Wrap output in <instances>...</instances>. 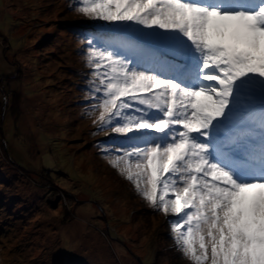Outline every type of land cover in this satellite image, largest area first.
<instances>
[{"label":"snow or ice","instance_id":"6c2138e0","mask_svg":"<svg viewBox=\"0 0 264 264\" xmlns=\"http://www.w3.org/2000/svg\"><path fill=\"white\" fill-rule=\"evenodd\" d=\"M72 6L103 154L190 264H264V0Z\"/></svg>","mask_w":264,"mask_h":264},{"label":"rangeland","instance_id":"374dc122","mask_svg":"<svg viewBox=\"0 0 264 264\" xmlns=\"http://www.w3.org/2000/svg\"><path fill=\"white\" fill-rule=\"evenodd\" d=\"M74 2L0 0V264H190L102 152Z\"/></svg>","mask_w":264,"mask_h":264},{"label":"trees","instance_id":"16d2710c","mask_svg":"<svg viewBox=\"0 0 264 264\" xmlns=\"http://www.w3.org/2000/svg\"><path fill=\"white\" fill-rule=\"evenodd\" d=\"M63 21H65V22H69L68 24H69V26L71 25L70 24V21H72V22H74V23H76V27H77V29L79 30V31H81V30H83V31H86L87 29H89V28H86V26H84V25H86L85 23H78V21L79 20H75V18H72V17H68V20H63ZM81 21V20H80ZM79 21V22H80ZM73 25V24H72ZM78 25V26H77ZM73 28L74 29H76L75 27H74V25H73ZM84 29H86V30H84ZM78 30H75V32L76 31H78ZM51 75V74H50ZM6 73L4 72V69L2 68V67H0V78H1V80H2V82H4L5 83V85L8 87V91H13L14 89L12 88L13 87V85L11 84L10 85V81H13L14 79H8V76H6ZM51 77H53V76H51ZM55 77V76H54ZM0 80V81H1ZM2 126V125H1ZM5 152V151H4ZM6 155H8L7 153H5ZM4 153H2V152H0V156L2 157V155H5ZM8 157H9V155H8ZM10 158V157H9ZM11 160H13V159H11ZM17 165V164H16ZM17 166H19V165H17ZM20 167V166H19ZM22 168V167H21ZM41 171H42V169H41ZM37 172L39 175H41V173L42 172ZM42 174H44V173H42ZM43 176H47V178H45V180H48V179H50V177H49V175H47L46 173L43 175ZM42 176V177H43ZM64 219H66V221L69 219V218H64Z\"/></svg>","mask_w":264,"mask_h":264}]
</instances>
